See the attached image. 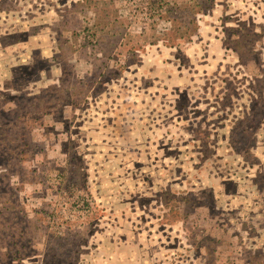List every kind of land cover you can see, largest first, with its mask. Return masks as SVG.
Returning <instances> with one entry per match:
<instances>
[{"label": "rangeland", "instance_id": "rangeland-1", "mask_svg": "<svg viewBox=\"0 0 264 264\" xmlns=\"http://www.w3.org/2000/svg\"><path fill=\"white\" fill-rule=\"evenodd\" d=\"M0 264H264V0H0Z\"/></svg>", "mask_w": 264, "mask_h": 264}]
</instances>
